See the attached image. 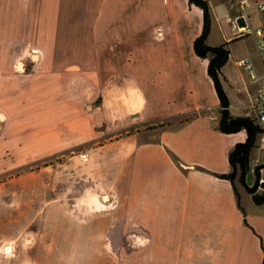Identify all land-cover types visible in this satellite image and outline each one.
Masks as SVG:
<instances>
[{"label":"crops","instance_id":"0c3cea01","mask_svg":"<svg viewBox=\"0 0 264 264\" xmlns=\"http://www.w3.org/2000/svg\"><path fill=\"white\" fill-rule=\"evenodd\" d=\"M204 1V43H225L220 86L229 114L243 116L240 94L253 103L257 84L222 69L248 58L262 72L254 36L235 28L259 16L240 0ZM203 24L189 0H0V163L7 127L23 122L47 155L96 141L64 162L80 192L49 197L36 214L51 241L33 244V264H264V179L246 191L253 180L237 189L228 176L246 134L216 129L209 56L193 47ZM248 36L252 50L233 48Z\"/></svg>","mask_w":264,"mask_h":264},{"label":"rangeland","instance_id":"374dc122","mask_svg":"<svg viewBox=\"0 0 264 264\" xmlns=\"http://www.w3.org/2000/svg\"><path fill=\"white\" fill-rule=\"evenodd\" d=\"M211 1L209 0V2ZM210 17L213 19V16L210 15ZM211 22L209 40L216 42L221 38L220 31L215 21L211 20ZM240 45L244 50H252L251 37H243L240 42L233 45V48L236 50ZM32 55L35 56L32 53L31 56H27L23 60L25 73L34 70L33 65L36 57L33 59ZM222 70L223 74H233L235 76L240 72L245 81L248 82L246 74L234 65L233 58H230ZM218 77L221 79L220 74ZM242 94H240V98H242L240 102L246 107L242 109L241 115L249 117L256 124L255 111L251 105L252 98L247 97L245 93ZM230 100L234 105V98H232L231 93ZM86 110L89 109L86 108ZM219 110L220 108H217L212 111L215 125L219 118ZM231 111L238 112L235 106ZM179 120H173L172 125H178L179 122L183 121L182 118ZM28 124L29 122H23L21 131L14 132L10 126L6 129L7 145L5 154H3L4 159L1 161L3 163H0V264H33L30 248L39 241L46 242L50 240L47 238L49 235L45 233L42 225L39 224V218L36 214L39 215L45 209L46 199L49 197L61 196L63 192L70 194L80 192L79 183L81 179L78 169L73 165L64 164V162L70 156L83 160L82 156H84L85 149L96 142L95 140L85 142L80 146L47 155L40 147L37 150L36 147H32ZM97 128L104 130L103 125H98ZM127 130L131 131L133 127L127 128ZM123 132L121 134H124ZM13 139L16 144L10 145ZM97 140H106V138ZM245 169V174L242 176V181H240L241 168L238 160H236L231 172L232 179L237 189L245 187V181L250 183L253 180L252 184L250 183L251 188L245 189L251 191L255 188L257 181L261 178L264 179V146L261 145L259 133L256 135L254 144L245 158ZM255 170L258 176L257 180ZM101 195L104 196L105 194ZM55 204L60 206L61 203L57 202ZM66 204L71 205L72 203ZM263 205L257 206L256 211H264ZM6 247H9L8 252L5 249ZM109 252L117 253L118 251L112 250ZM118 255L120 257L119 252Z\"/></svg>","mask_w":264,"mask_h":264},{"label":"trees","instance_id":"16d2710c","mask_svg":"<svg viewBox=\"0 0 264 264\" xmlns=\"http://www.w3.org/2000/svg\"><path fill=\"white\" fill-rule=\"evenodd\" d=\"M196 5H199L203 10L204 24L201 34L194 40L193 47L197 54L208 55L207 72L213 81V85L219 100L220 110L219 118L216 124V129L221 132H232L234 130L243 129L245 131V140L235 145L229 153V163L231 165L230 173L228 174L232 181L231 172L233 171L234 162L238 160L241 168L239 180L242 181V176L245 174V158L254 144L256 135L258 134V126L247 116H231L228 112V103L226 96L221 89L218 71L220 66L226 59L225 43L209 46L204 43V35L207 28V7L204 0H189ZM189 118H184L183 121ZM257 167V166H256ZM256 172V171H255Z\"/></svg>","mask_w":264,"mask_h":264},{"label":"built area","instance_id":"2783aa9c","mask_svg":"<svg viewBox=\"0 0 264 264\" xmlns=\"http://www.w3.org/2000/svg\"><path fill=\"white\" fill-rule=\"evenodd\" d=\"M240 8L245 11L248 8L254 9L259 16V23L255 27L238 25L235 28L241 35L252 34L255 38V51L259 60L262 72L257 74L252 62L248 58L237 60L236 65L243 69L250 80L256 82V91L252 107L255 111V120L258 126L259 139L264 146V0H240Z\"/></svg>","mask_w":264,"mask_h":264},{"label":"water","instance_id":"95a60500","mask_svg":"<svg viewBox=\"0 0 264 264\" xmlns=\"http://www.w3.org/2000/svg\"><path fill=\"white\" fill-rule=\"evenodd\" d=\"M241 24V22L239 23ZM262 193L257 197V199L262 200L264 198V182L261 181Z\"/></svg>","mask_w":264,"mask_h":264},{"label":"bare ground","instance_id":"6f19581e","mask_svg":"<svg viewBox=\"0 0 264 264\" xmlns=\"http://www.w3.org/2000/svg\"><path fill=\"white\" fill-rule=\"evenodd\" d=\"M20 68H21V67H19V69H20ZM5 249H6L7 252L9 251V247H8V248L6 247Z\"/></svg>","mask_w":264,"mask_h":264}]
</instances>
